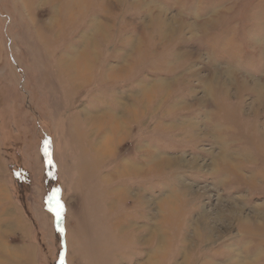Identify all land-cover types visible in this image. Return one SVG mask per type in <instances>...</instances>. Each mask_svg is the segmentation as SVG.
I'll use <instances>...</instances> for the list:
<instances>
[{"label": "rangeland", "instance_id": "obj_1", "mask_svg": "<svg viewBox=\"0 0 264 264\" xmlns=\"http://www.w3.org/2000/svg\"><path fill=\"white\" fill-rule=\"evenodd\" d=\"M250 258L264 0H0V264Z\"/></svg>", "mask_w": 264, "mask_h": 264}, {"label": "bare ground", "instance_id": "obj_2", "mask_svg": "<svg viewBox=\"0 0 264 264\" xmlns=\"http://www.w3.org/2000/svg\"><path fill=\"white\" fill-rule=\"evenodd\" d=\"M74 1H72L71 2V4L69 5L70 6V8H71V5L73 6V4L75 3H73ZM98 30V29H97ZM86 38V36H84V39ZM83 39V40H84ZM94 45H95V43H94ZM72 48H75V46L73 47V46H71L68 50H70V49H72ZM75 51L74 52H72V54L70 55V54H68V55H66L64 58H63V60H65L66 62L65 63H67L68 65L67 66H70V67H74V68H76L78 65L77 64H79L80 63V61L81 62H83V60H84V58L86 57L85 56V52H87V51H84V50H80V49H74ZM66 66V67H67ZM163 83V82H162ZM257 87H259L258 89L257 88H253L254 89V91L256 92V93H260L259 95H260V97H259V100H260V98H262V95L261 94H263V93H261V87H263V86H260V84H257L256 85ZM147 90V89H146ZM149 91H150V89H149ZM147 92H148V90H147ZM96 117H97V115H95ZM96 117H91V118H96ZM115 119H117V117L115 118ZM100 120H102V119H100ZM98 122V121H97ZM101 122V121H100ZM117 122V124H116V127H117V130L118 129H124L125 127L123 126L124 125V123H123V120H121V121H118V120H116L115 121V123ZM124 127V128H123ZM104 138H105V140L104 141H102V140H100L99 141V143L100 144H104L105 143V148L107 149L108 147H109V144L111 143V136H108V134H106L105 136H104ZM222 153H225L224 154V158H227V159H229V153H226V151L225 152H222ZM163 157V156H162ZM162 157H159V156H152V159H153V161H162V162H164L167 166L168 165H172V163L175 161V160H173L171 157L170 158H162ZM159 163H161V162H159ZM128 166H130L131 168L134 166V164H132V163H128L127 164V167ZM156 225V224H155ZM158 225V224H157ZM156 229V228H155ZM157 234V233H156ZM162 245H161V240H160V242H159V244L158 245H156V250H160ZM154 257V256H153ZM152 256H151V258H153ZM151 258L149 259V261L151 260ZM253 260H251V258H250V260L248 261H245V262H243V263H241V264H251V262H252ZM148 263V262H147ZM146 263V264H147ZM155 264H157V262H155Z\"/></svg>", "mask_w": 264, "mask_h": 264}]
</instances>
